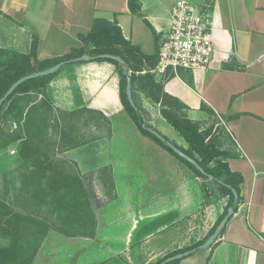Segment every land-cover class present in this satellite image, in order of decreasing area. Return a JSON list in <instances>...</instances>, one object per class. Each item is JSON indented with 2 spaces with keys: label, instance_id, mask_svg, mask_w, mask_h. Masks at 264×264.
<instances>
[{
  "label": "crops",
  "instance_id": "1",
  "mask_svg": "<svg viewBox=\"0 0 264 264\" xmlns=\"http://www.w3.org/2000/svg\"><path fill=\"white\" fill-rule=\"evenodd\" d=\"M189 1L198 7L205 2L211 3L212 36L216 48L212 65L207 70H178L173 75L153 74L154 80L162 84L166 93L185 105L187 116L197 122L200 129L212 125L211 133L217 137L220 149L229 153L226 161L230 169L242 177V200L214 246L184 257L181 264H264V238L261 236L264 234V0ZM174 2L139 0V16L130 12L128 0H0V48L28 53L32 39L36 36L38 59L62 56L73 47H81L78 34L90 31L95 16L112 20L116 15L123 36L144 54L153 55L157 51L161 31L169 26V12ZM76 62L74 65L64 64L54 80H50L53 107L68 112L66 109L74 106L72 100L76 94L68 93L66 85L77 86L82 98L87 100L91 97V90L92 95L97 92V96H103V99L94 97L86 104L89 112L100 114L98 117L108 129L104 136L98 134L99 148L94 154L98 160L104 157L111 159V165L102 163L98 168L108 167L112 170L113 176L115 174L112 184L116 189L133 186L136 189L139 185L135 182L133 185L131 179L132 174L138 171L142 173L149 170L153 174L150 178L144 175V186L147 188L144 207H138L143 200L139 203L137 192H128L129 195L118 201L125 204L126 210V204L130 205L127 211H113L101 217L130 220L132 223L129 230L122 234L116 231L103 232L104 237L105 233L126 237L123 242L114 239L109 243L107 247L113 251L111 259H101L94 264H128L129 260L133 264H154L170 246L169 240L164 237L165 230L162 228V231L146 236L139 245L131 246L133 231L139 221L152 219L168 211H177L180 219L191 208L194 198L187 189H190L189 183L196 182L198 176L153 140L152 146L163 148L160 150L166 160L165 168L160 169L162 177L166 178L161 180L155 174L157 170L150 164L152 158H146V151L142 149V140L148 137L138 129L136 136L133 128H130L131 118L123 109L119 97V76L115 68L109 74L100 70L103 63L112 67L111 62L92 59ZM82 63L92 66L79 67ZM76 73L82 76L80 89L72 79ZM106 75H109V79ZM108 85L113 89L112 102L104 98ZM137 91L139 96L149 101L140 90ZM202 105L205 109L201 108ZM211 116H216L214 122L209 121ZM162 123H158L157 130L165 136ZM168 139L186 147L181 136L180 139ZM171 157L175 161L172 166ZM3 158L7 161L0 166V174L10 169L14 156L5 149L0 151V160ZM171 173L175 177L173 181H170ZM154 179L162 181L160 185L163 188L177 184L178 189L175 193L162 191L160 200L155 201L152 189ZM184 179L186 183L182 182ZM201 194L198 203L204 200ZM171 195L174 196L172 200ZM165 202H172V206L166 207ZM226 202L224 197H220L206 204L207 226L214 224ZM96 218L100 219L98 215ZM100 229L97 223L96 231L100 232ZM68 237L53 230L47 232L31 264H89L90 260H81L82 249L79 244L72 249L57 246V242L66 243ZM78 238L87 237L74 236L69 241ZM154 240L158 244L154 245ZM121 252H124L122 258L126 257L125 261L119 257Z\"/></svg>",
  "mask_w": 264,
  "mask_h": 264
},
{
  "label": "trees",
  "instance_id": "2",
  "mask_svg": "<svg viewBox=\"0 0 264 264\" xmlns=\"http://www.w3.org/2000/svg\"><path fill=\"white\" fill-rule=\"evenodd\" d=\"M128 8L132 14L141 16L139 0H128ZM146 23L148 22L146 21ZM78 37L82 42L81 47H73L68 53L54 58H37L36 36L32 39L28 53L0 48V66L2 67V71L0 70V97L19 77L45 69L62 60L89 54L95 56L92 60L113 63L119 75V97L123 109L139 132L154 140L188 167L196 176L208 179L147 129L151 125L144 119V112L136 102L135 91L137 90H140L152 102L159 104L160 114L183 138L186 147L172 142L198 161L201 167L214 177L209 180L217 184L220 197L227 198L223 211L203 239L198 240L191 246L180 247L167 252L158 258L154 264L167 256L197 246L212 233L219 220L226 213L227 207L232 206L234 212H236L242 200L240 194L242 177L238 172L230 169L226 161L229 153L220 149L216 142L217 137L211 133L212 125L204 130L200 129L199 124L187 116L185 105L177 98L166 93L162 84L154 80L151 69L157 62V51L153 55L144 54L137 46L126 39L118 25L116 15L112 20L95 16L90 31L87 34H78ZM104 53L121 57L123 63L98 56ZM124 66L127 67L126 72ZM226 67L230 68L229 66ZM61 68L62 66L51 74L22 82L0 106V151L18 142V156L21 158V165L24 168L19 175L20 184L14 183V185H17L14 188L15 196L18 197L21 204L45 205L55 213V217L52 219L53 224L50 226L46 223L47 218H44L43 221L30 219L0 203V236L10 238L8 245L0 247V264H30L42 240L51 228L70 237H93L96 231L95 213L89 203L80 175L64 170L62 164L54 161L50 155L53 149L52 145H54L48 136L50 121H55L56 124L60 125L58 118L52 117L50 112L54 110L64 111L56 109L50 102L45 101L41 104L46 106L45 110H40V105L34 102L35 97L33 98V94L36 91L44 90L49 81L60 72ZM239 68L242 69V67ZM166 74L173 75L169 71ZM127 75L131 79L132 96L137 109L130 105L126 97ZM29 102L32 104L28 105ZM201 108L205 109V106L202 105ZM98 115L100 114L96 115L97 119ZM235 116L237 114L231 117ZM94 118L89 123H96ZM77 144L78 142H71L66 145L63 143L64 146L61 151L73 148ZM232 188L237 192L236 202H233ZM201 189L204 200L207 204H210L212 202L210 200L211 191L205 186H202ZM178 217L179 213L172 210L152 219L139 221L131 237V246L139 245L146 236L155 234L162 228H167ZM261 236L264 238V234ZM215 242L208 248H212ZM183 258L171 260L166 264H181Z\"/></svg>",
  "mask_w": 264,
  "mask_h": 264
},
{
  "label": "rangeland",
  "instance_id": "3",
  "mask_svg": "<svg viewBox=\"0 0 264 264\" xmlns=\"http://www.w3.org/2000/svg\"><path fill=\"white\" fill-rule=\"evenodd\" d=\"M76 63L77 62H70L66 65H74ZM111 65L113 68L103 63L100 65V70H103V73L105 72L106 74L107 73L109 74L115 68L118 74L116 66L113 63H111ZM81 66H85L88 68L89 66H92V65L88 66L87 63H82L79 65V67ZM0 70L2 71L1 66H0ZM56 76H54L53 78H55ZM73 76L74 77L72 79L74 83L78 85L80 89L81 88L80 83H81L82 76L78 75V73H76ZM105 77L109 79V75L108 76L106 75ZM53 78L52 80H54ZM50 82L51 81H49V83L47 84L44 90L36 91L33 94V98L35 97L34 102H37L40 105V108H41L40 110H45L46 108L45 105H41L43 104L44 101L48 103L52 102L51 99L53 98H52V93L50 89L51 87ZM106 88L107 89L105 91L104 98L112 102V98H113L112 86L108 85ZM65 89L66 90L68 89V93L72 92L73 95L76 94V96L74 95L73 100H72L74 106L70 109H66V111L68 112H65V111L60 112L58 110H54L50 112V115L52 117L55 116V118L57 117L58 120L60 121L59 122L60 125L56 124L55 121H50L48 136L51 138L52 144H54L52 145L53 152L51 151L50 155L54 161H58L62 164L64 170L72 172V173L74 172L80 175V178L84 184V188L88 195L89 203L92 206L91 208L93 209L95 213V217H97V215L98 217H100V219L98 220L96 218V221H98L97 223L100 224L101 229H100V232L99 230L95 231V234L93 237L78 238L77 240H72V241H69L71 237H68L69 239L66 243L57 242V246L61 245L64 247H69V249H72L75 246L77 247V245L79 244L82 249L81 250V256H82L81 260L82 261L90 260L89 264H94L96 261L101 260V259L103 260L111 259L112 257L111 253H113V251L110 250L111 248L107 247L109 243L114 239L123 242L126 237L125 235L114 236L112 234H106V233L104 237L103 232L104 231L105 232L106 231L107 232L116 231L122 234L125 231L129 230V228L131 227L130 224L132 223L130 220H125V221L124 220L122 221L114 220V219L108 220V219H104L101 217H104L106 213H110L113 211H118V212L127 211L128 208H130V205L126 204L127 206V210H126L125 204L118 203V201L121 197L123 198V196H127L128 192H131L132 194L137 192L139 203L141 199L143 200L139 204L138 207L139 209L144 207L145 206L144 202L146 200V193H147L146 192L147 188L144 186L145 184L144 175L150 178L152 177L153 174L151 173V171L145 170V169H143L145 171H142V173L138 171L132 174L133 179H131V182L133 185H134V182L135 184L139 185L136 189H135V186H133V188L122 187L121 189L120 188L116 189L112 184L113 177L115 176V174L113 176L112 170H109L108 167L98 168L100 167L99 164H102V163L103 164L108 163L105 165H111L110 164L111 159L109 160L108 158L104 157L103 159L98 160L97 156H95L96 154H94V153H97V150L99 148V146L97 145L98 134L102 133V136H104V134L108 131L107 125L99 117L97 119L96 113H93V111L91 110H90L91 112H89L88 109L86 108L87 102L91 101L90 99H93L94 97L95 99H99V98L103 99L102 98L103 96L100 97V94L99 96H97L98 95L97 92L94 93V95H92V90H91L89 93L91 97L90 99L88 98L89 100H87L85 98H82L81 92L78 91L77 86L66 85ZM135 98H136V102L138 106H140L144 112L143 114L144 119L151 125V127L157 130L159 126L158 123L159 122L162 123L164 121L159 111L160 109L159 104L152 102L150 99L149 101H146L143 96L138 95V91H135ZM31 104L32 103L29 102L28 105H31ZM93 118L96 123L94 124L89 123ZM209 119H210L209 121L214 122L216 120V116H211ZM129 123L131 125L130 128H133L132 131H134L135 135L137 136L138 134L136 133H138V130L135 124L132 122L131 119H129ZM162 124L164 126L163 133L165 134V136H167L168 138L180 139V136L178 135L177 131L171 125H169L167 122H163ZM97 125H100V128H97ZM217 128H219V126ZM127 133L132 134V132H127ZM143 139L144 140H142V143H143L142 149L146 151L145 152L146 158L147 157L152 158L150 159V164L154 166L153 169L157 170L155 174L161 177L160 178L161 180H165L166 177L165 178L162 177L163 172L160 170L161 167L165 168L166 166V160L165 158H163V155L161 154V150H160L163 148H161L160 146H158L160 148L154 145L152 146L154 142L149 137L143 138ZM71 142H78V144L71 149L69 148L65 151L64 150L61 151L62 147L64 146L63 143L66 145ZM12 149L16 150V152H14V150ZM6 150H7V153H9V155L14 156V158L10 162L11 164L10 169L0 174V203L1 205H5L9 208H12L16 212L21 213L27 218L35 219L37 221H43L44 218H47L46 223L52 226L53 224L52 219L55 217L54 215L55 213H53L45 205H40V206L38 204L32 205V203L21 204L18 197L15 196L14 188H16L17 185L20 184L19 175L21 171H23L24 169L23 166L21 165L22 160L18 156V151H17L18 142L11 144L9 147L6 148ZM87 155L91 156L92 158L88 157ZM74 158H76L77 160H74ZM5 161L7 160H5L4 158L1 159L0 166H3L5 164ZM173 162L175 161L171 157V160H170L171 166ZM89 164L91 165L88 166ZM92 167H95V168H92ZM174 178L175 177H173V174L171 173L170 181L175 180ZM184 181L185 179L182 180V182ZM14 183H16L17 185H14ZM161 183L162 181L160 182L159 179L158 180L154 179V186L152 189H153V195H154L155 201L160 200V198L162 197L161 195L162 191H169V192L175 193V190L178 189L177 184H175L176 182H174L175 184L174 187L172 186L168 188H163L160 185ZM189 186H190V189L188 188L187 190L191 191V196L194 198L190 206L191 208L188 209L180 219L173 221L171 224H169V226H167V228H163V231L165 230L164 232L166 233L164 237H166V239H168L170 243L169 249L163 252L165 254L176 248L193 245L198 240L203 239L204 236L207 234L208 230L211 228L207 226L206 221H205L206 219L205 206L207 202L205 200H202L200 201V203H198V201H199L200 194L201 193L203 194L202 189H200L202 186L207 187V189L211 191L210 200L212 202L219 199L220 194L218 193L217 184L209 179H202L198 177L196 182L189 183ZM202 194H201V197H203ZM170 197H171V200L174 198V196L172 195ZM224 199L225 201H227L226 197H224ZM164 205L166 207L172 206V202L166 203ZM123 206L124 208H122ZM52 230L56 231L51 228L48 230V232ZM9 242H10L9 237L0 236V247L8 245ZM153 244L156 245L158 244V242L154 240ZM123 253L124 252H121L119 254L120 255L119 257H121V259L125 261L126 257L122 258ZM129 263L133 264L132 261L130 260H129Z\"/></svg>",
  "mask_w": 264,
  "mask_h": 264
},
{
  "label": "built area",
  "instance_id": "4",
  "mask_svg": "<svg viewBox=\"0 0 264 264\" xmlns=\"http://www.w3.org/2000/svg\"><path fill=\"white\" fill-rule=\"evenodd\" d=\"M169 13V26L158 38L157 62L151 72L164 75L167 71L176 74L178 70L209 69L216 51L211 3L198 7L189 0H175Z\"/></svg>",
  "mask_w": 264,
  "mask_h": 264
},
{
  "label": "water",
  "instance_id": "5",
  "mask_svg": "<svg viewBox=\"0 0 264 264\" xmlns=\"http://www.w3.org/2000/svg\"><path fill=\"white\" fill-rule=\"evenodd\" d=\"M98 56L104 57V58H110V59H114L116 61H118L119 63H123V60L121 57L117 56V55H112L109 53H104V54H100ZM95 58V56H91L89 54H82L81 56L75 57L73 59H69V60H62L59 61L58 63L47 67L45 69L42 70H37L34 71L32 73L23 75L21 77H19L18 79H16L5 91V93L2 95V97H0V106L2 104V102L14 91V89L20 85L22 82L29 80L31 78H35V77H39V76H44V75H48L51 74L53 72H55L57 69H59L61 66H63L64 64H66L67 62H76V61H86V60H91ZM127 67L124 66V71L126 72ZM125 93H126V97L128 102L130 103V105L134 108L137 109V106L135 104V101L133 99L132 96V87H131V79L130 76L127 75L126 78V86H125ZM1 124V121H0ZM147 129L154 135L156 136L161 142H163L166 146H168L170 149H172L176 154H178L180 157H182L183 159H185L186 161H188L189 163H191L197 170H199L203 175H205L208 179H213L214 177L207 173L202 167L201 165L198 163V161H196L193 157L189 156L187 153H185L184 151H182L177 145H175L171 140L166 139L164 137V135H162L158 130L154 129L153 127H147ZM220 183L223 184L222 181L219 180ZM232 193H233V202H236L237 200V192L235 191V189H231ZM234 213V209L232 206H228L226 209V213L224 214V216L219 220V222L217 223V225L215 226V228L213 229L212 233L200 244H198L195 247H192L191 249L185 250L183 252L180 253H176L174 255H170L165 257L164 259H162L160 262H158L157 264H166L167 262L174 260V259H180L183 257H186L194 252H196L197 250L200 249H206L208 247H210V245H212L218 238L221 230L225 227L226 223L228 222L229 218L233 215Z\"/></svg>",
  "mask_w": 264,
  "mask_h": 264
}]
</instances>
